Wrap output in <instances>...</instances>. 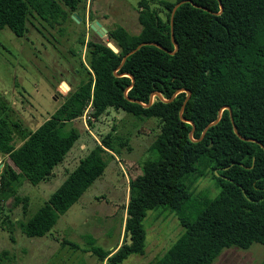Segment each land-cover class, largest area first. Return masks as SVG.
<instances>
[{"label":"trees","instance_id":"1","mask_svg":"<svg viewBox=\"0 0 264 264\" xmlns=\"http://www.w3.org/2000/svg\"><path fill=\"white\" fill-rule=\"evenodd\" d=\"M78 1L0 0V29L6 27L20 37L34 16L61 34L62 24L73 20ZM149 1H137L136 34L120 25L106 30L105 40L85 39L81 32L77 43L84 47L87 68L80 62L84 74L33 130L17 136L18 124L0 102V160L8 159L14 166L5 163L0 169V210L11 197L14 204L22 202L23 215L15 220L5 215L4 222L17 224L27 237H40L51 229L116 153L110 132L98 130L112 108L139 120L156 119L158 130L148 147L154 158L145 161L139 181L129 187L121 244L112 252L89 236L83 252L100 262L106 258L109 264L141 254L142 220L158 206L174 211L182 232L150 264H211L223 248L264 246V0L181 2L171 20L175 50L169 15L181 0H161V7ZM141 42L158 46L143 44L122 60ZM181 89L189 90L182 107ZM153 92L159 96L148 104ZM89 99L92 119L85 132L91 146L27 217V198L17 194L18 187L24 180L32 185L46 180L63 160L78 137L77 129L68 124L79 119ZM199 167L209 169L215 190L196 193L197 207L187 213L196 201L188 178L199 176ZM258 264H264V257Z\"/></svg>","mask_w":264,"mask_h":264},{"label":"rangeland","instance_id":"2","mask_svg":"<svg viewBox=\"0 0 264 264\" xmlns=\"http://www.w3.org/2000/svg\"><path fill=\"white\" fill-rule=\"evenodd\" d=\"M137 1L79 0L75 11L79 18L66 20L61 34L56 27L50 28L34 16L28 18L26 31L20 37L6 27L0 29V102L7 106L10 120L17 122L18 126L14 128L17 136H23L45 120L84 74L80 64L87 68L84 47L77 43V38L83 31L85 39H104V35L96 37L89 29L91 20L96 19L106 30L120 25L131 34L139 32ZM149 2L161 7V0ZM160 16L164 17L163 11ZM108 111L98 130L102 134L110 132L116 153L105 160L101 175L65 213L58 216L45 235L27 237L17 224L7 226L5 215L14 220L23 219L22 202L14 204L11 197L4 202L0 210V253L4 251V255H0V264H109L106 258L100 262L89 251L83 252L87 246L85 240L87 242L90 236L95 245L109 250L122 239L121 206L127 202L130 185L139 181L145 161L154 158L148 147L158 126L153 118L139 120L122 110L109 108ZM70 125L77 129L78 137L63 160L46 180L35 185L24 180L17 189L20 197L27 198V217L54 191L91 146V139L85 132L87 124L84 126L77 118ZM91 130L92 137L100 141L94 129ZM5 163L14 168L6 159L0 160V169ZM199 171L196 178H188L191 181L189 191L196 201L188 207L187 213L197 207L200 195L196 193L209 187L211 192L215 190L209 169L199 167ZM142 226L144 255L129 254L120 264H150L182 232L174 211L164 206L147 211ZM263 257L264 246L252 243L246 249L223 248L211 264H258Z\"/></svg>","mask_w":264,"mask_h":264},{"label":"water","instance_id":"3","mask_svg":"<svg viewBox=\"0 0 264 264\" xmlns=\"http://www.w3.org/2000/svg\"><path fill=\"white\" fill-rule=\"evenodd\" d=\"M181 2H191V0H181V1L176 2V3L174 4V6L172 7L171 12H170V15H169L170 40H171V42H172V44H173V46H174V49H173V50H175V49L177 48V45H176V43L174 42L173 37H172L171 20H172L173 10H174V9L176 8V6L179 5ZM192 5L196 6V4H194V3H192ZM219 7H220V9H221V6H219ZM71 18L77 20V19H78V16H77L76 13H73V14L71 15ZM88 27H89L90 30L94 31V33H95L98 37H101L102 35H105L106 29H105V28H104V27H103V26H102L97 20H92V21L90 22V24L88 25ZM143 44H153V45H157L156 43H153V42H141V43H139L135 48H133V49H131L129 52H127V53L123 56L122 60L124 59V57H125L127 54H129V53L135 51L139 46H141V45H143ZM107 46H109L113 51L116 52V48H115L112 44L107 43ZM157 46H158V45H157ZM163 49H164V48H163ZM172 52H173V51H170V53H172ZM180 91H184V92H185V97H184L183 102H182V105H181V107H182L183 104L185 103V101H186L187 98H188L189 90H187V89H181ZM154 95H155V96H159V94L156 93V92L151 93L150 96H149V99H148V104L151 103V101H152V97H153ZM148 104H147V105H148ZM224 107L228 109L229 116H231V115H230V109H229V107H228V106H223V108H224ZM218 116H219V114H218ZM216 121H217V118H216L213 122H211L210 124H212V123H214V122H216ZM232 127H233V131H234V133H235L236 135H238V134H237V131H236V129H235V126L233 125V123H232ZM204 130H205V129H203L202 133L204 132ZM190 133H191V130H190ZM241 138H242L243 140L254 141L253 139H248V138H243V137H241ZM263 149H264V148H263ZM0 166H1V164H0Z\"/></svg>","mask_w":264,"mask_h":264},{"label":"built area","instance_id":"4","mask_svg":"<svg viewBox=\"0 0 264 264\" xmlns=\"http://www.w3.org/2000/svg\"><path fill=\"white\" fill-rule=\"evenodd\" d=\"M92 105H91V100L89 99L86 103V105L84 106L82 113L79 117V119L84 123V126H86V123L88 120L92 119Z\"/></svg>","mask_w":264,"mask_h":264},{"label":"crops","instance_id":"5","mask_svg":"<svg viewBox=\"0 0 264 264\" xmlns=\"http://www.w3.org/2000/svg\"><path fill=\"white\" fill-rule=\"evenodd\" d=\"M96 20V19H95ZM127 201V200H126ZM125 206H126V203H125V205H123V207L121 206V208L123 209V222H124V217H125ZM178 223V222H177ZM122 226V228H123V224L121 225ZM123 230V229H122ZM144 240H145V238L143 239V252L141 253V254H137V255H144V251H146L145 250V244H144ZM122 241V239H118V241L116 242V244L114 245V246H111L110 247V249L109 250H114V249H116L119 245H120V242ZM85 247V246H84ZM158 253H157V251H156V255H157ZM158 257V256H157ZM157 257H155V258H157ZM154 258V259H155ZM152 262V261H151Z\"/></svg>","mask_w":264,"mask_h":264},{"label":"flooded vegetation","instance_id":"6","mask_svg":"<svg viewBox=\"0 0 264 264\" xmlns=\"http://www.w3.org/2000/svg\"><path fill=\"white\" fill-rule=\"evenodd\" d=\"M79 18V17H78ZM93 20H95V19H93ZM92 21V20H91Z\"/></svg>","mask_w":264,"mask_h":264}]
</instances>
